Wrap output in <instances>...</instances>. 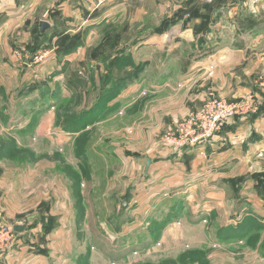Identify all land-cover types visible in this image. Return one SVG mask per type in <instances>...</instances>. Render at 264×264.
Segmentation results:
<instances>
[{
	"label": "rangeland",
	"instance_id": "374dc122",
	"mask_svg": "<svg viewBox=\"0 0 264 264\" xmlns=\"http://www.w3.org/2000/svg\"><path fill=\"white\" fill-rule=\"evenodd\" d=\"M177 10L164 15L143 9L125 12L104 26L96 21L83 23V11L74 12L76 23L68 25V36L49 28L40 35L38 23L31 27L27 21L7 30L8 44L3 41L0 45V230L12 232L9 246L16 234L28 232L27 249L44 255L41 264L240 261L234 255L241 252L229 251L233 246L218 249L221 243L213 242L214 232L228 221H241V194L264 197L263 187L246 185L257 172L236 173L228 179L236 190L225 191L234 201L221 206L220 219L213 217L210 208L205 215H196L204 201L199 197L186 199L177 214L162 222L171 203L162 201L152 210L148 206V212L146 205L140 207L142 217L132 225L135 238L120 233L130 216L126 212L129 201L144 192L138 186L144 181L146 156L170 149L166 137L177 135L179 125L206 101L246 98L257 104L260 99L253 92L240 94L237 100L227 99L208 74L180 81L182 73L177 67L183 70L191 62L166 59L164 53L170 46L153 47L140 41L145 33L160 27H166L162 33L173 39L174 26L192 19V11L185 7L184 19L167 25ZM35 43L32 52L28 44ZM37 57L43 59L36 62ZM165 68L170 70L164 77L167 85L158 91L146 88L161 83ZM112 86L114 90L105 97L94 121L75 131L65 129L77 114L99 100L104 88ZM131 98L135 102L126 108ZM182 162L187 167L186 158ZM16 224L25 225V229L15 232ZM258 237L244 244L256 245Z\"/></svg>",
	"mask_w": 264,
	"mask_h": 264
},
{
	"label": "crops",
	"instance_id": "0c3cea01",
	"mask_svg": "<svg viewBox=\"0 0 264 264\" xmlns=\"http://www.w3.org/2000/svg\"><path fill=\"white\" fill-rule=\"evenodd\" d=\"M80 1L83 3L80 4ZM185 7L192 11L191 22L177 23L171 33L173 39L170 40L165 33H145L140 41L153 47L162 44L170 46L164 53L166 59L176 57L177 61L183 58L185 63L191 62L183 70L177 67V72L182 73L180 81L208 74L227 99H235L240 94L244 96L250 92L258 94L260 99L255 112L229 119L212 138L185 146L180 152L168 148L167 151L158 150L145 157V165L149 157L152 162L147 172L144 166V181L138 186L144 192L137 197L134 195L133 201H129L126 212L130 216L125 220L128 223L120 232L131 238L137 236L132 225L142 217L138 211L143 205H146V209L152 206V210L162 201H171L170 209L166 208L167 214L161 220L166 222L168 217L177 214L181 208L179 206L185 205L186 199L191 201L201 197L204 201L200 202L202 207L196 215H205L206 209L210 208L213 217L220 219L221 206L233 204L234 201L226 192L227 189L236 190L230 186L228 179L236 173L264 172V0H0V45L3 41L8 44L7 30L15 28L19 22L27 21L31 27L38 23L39 27L40 21L45 20L50 30L68 33V25L71 27L76 23L72 17L74 12L83 11V23L96 21L98 26H104L110 18L125 12L135 13L143 9L144 12L164 15ZM19 41L24 43L25 39ZM189 44L192 50L187 48ZM7 53L11 60L12 55ZM168 73L170 70L165 68L161 83L146 88L158 91L166 86L164 77ZM134 100L129 99L126 108L131 107ZM185 158L187 167L182 162ZM255 158L256 161L252 160ZM246 185H256V182L251 180ZM240 197L244 199L238 207L243 216V225L233 228L228 221L229 224L221 225L225 229L215 230L213 242L221 243L218 244L219 250L233 246L229 251L241 252L239 256L234 255L240 260L235 262L237 264H264V197L259 198L255 194H241ZM151 210L147 209V212ZM145 218L148 221L147 216ZM166 227L162 237L165 236ZM149 229L152 234L154 230L151 227ZM27 233L16 234L13 243L10 241L11 246L7 244V247L4 245L0 248V264H41L44 261L42 253L34 254L35 250L29 252L27 249L26 244L31 236ZM256 236L260 241L258 244H244ZM237 239L243 243L239 244ZM129 246L125 245V248ZM34 259L37 261L33 262Z\"/></svg>",
	"mask_w": 264,
	"mask_h": 264
},
{
	"label": "built area",
	"instance_id": "2783aa9c",
	"mask_svg": "<svg viewBox=\"0 0 264 264\" xmlns=\"http://www.w3.org/2000/svg\"><path fill=\"white\" fill-rule=\"evenodd\" d=\"M41 56L45 57V55ZM42 57H37L36 62L42 60ZM256 105V102L246 98L237 101L212 98L206 101L183 124L179 125L177 135L166 137L165 142L174 148V151L180 152L185 146H192L212 138L229 119L236 116H247L255 112ZM12 236V232L0 230V248L8 244Z\"/></svg>",
	"mask_w": 264,
	"mask_h": 264
},
{
	"label": "trees",
	"instance_id": "16d2710c",
	"mask_svg": "<svg viewBox=\"0 0 264 264\" xmlns=\"http://www.w3.org/2000/svg\"><path fill=\"white\" fill-rule=\"evenodd\" d=\"M185 11H187V10H184V9L177 10V12L174 13V16H172V18L170 20L168 19L167 25L168 24L169 25H172V24H175V23L181 21L183 19V17H184V14L187 13ZM166 29H167L166 27H160V28L154 30V32L155 33H162ZM44 33H40V35H42ZM62 33L65 34L66 36H68V33H65V32H62ZM153 33H150V34H153ZM62 42L65 43V41H62ZM36 44L37 43L32 44L31 46H30V44H28L29 45L28 47H29V49L32 52H34L36 50V47H37V46H35ZM67 45H68V43H67ZM67 50H68V47L63 48V51L64 52H67ZM116 60L120 61L121 58L116 59ZM116 60H114V62ZM118 87H119V85H118ZM111 90H114L113 89V86L111 88H108V89L107 88H104L103 91H102V93L100 94L99 100L93 106H91L90 108H88V109L80 112L79 114H77L78 116H76L71 122H69V124H67V126H66L65 129L67 131L68 130L69 131H75V130L79 129V127H83L84 125H87L88 123L94 121L93 118H94V115L97 114L96 111L100 108V106L104 102L105 97H107L108 94L111 93ZM251 178H252V180H254L256 182V186L257 187H263L264 188V172L254 173V174L251 175ZM242 222L243 221H240L239 220L237 223H234V224H231V225H233V228H239V227H241L243 225ZM118 223H120V220L117 222V226L115 227V230H118L119 231L120 230V227L118 226L119 225ZM223 229H225V227H223V226H221V227L218 228L219 231L220 230H223ZM154 232L155 231H153L152 234H154ZM154 236H155V234H154Z\"/></svg>",
	"mask_w": 264,
	"mask_h": 264
},
{
	"label": "water",
	"instance_id": "95a60500",
	"mask_svg": "<svg viewBox=\"0 0 264 264\" xmlns=\"http://www.w3.org/2000/svg\"><path fill=\"white\" fill-rule=\"evenodd\" d=\"M39 27H40V29H39L40 33H44L49 28V24H48V22L43 20V21H40ZM151 162H152L151 159H149V158L146 159L145 172L148 171V168H149ZM24 229H25V225L16 224L13 226V230L15 232H21Z\"/></svg>",
	"mask_w": 264,
	"mask_h": 264
}]
</instances>
